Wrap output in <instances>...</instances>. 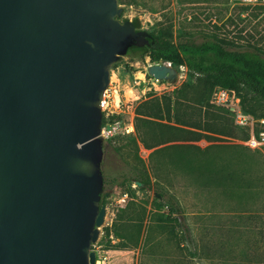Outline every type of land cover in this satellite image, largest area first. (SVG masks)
Here are the masks:
<instances>
[{
    "label": "water",
    "instance_id": "obj_1",
    "mask_svg": "<svg viewBox=\"0 0 264 264\" xmlns=\"http://www.w3.org/2000/svg\"><path fill=\"white\" fill-rule=\"evenodd\" d=\"M122 11L119 0H0V264L96 263L101 101L114 64L152 39ZM148 72L178 79L166 63Z\"/></svg>",
    "mask_w": 264,
    "mask_h": 264
},
{
    "label": "rangeland",
    "instance_id": "obj_2",
    "mask_svg": "<svg viewBox=\"0 0 264 264\" xmlns=\"http://www.w3.org/2000/svg\"><path fill=\"white\" fill-rule=\"evenodd\" d=\"M119 3L123 7L120 20L137 19L139 29L158 34L178 46L223 38L241 49L253 50L256 46L264 49V5L245 4L241 0ZM151 64L154 62L149 57L128 51L111 69L113 85L125 99H133L135 107L151 97L169 95L190 80L183 65L175 66L176 82L157 81L149 76ZM185 102L180 106L182 115L199 110L193 101ZM224 123L219 122L220 127ZM177 127L153 123L151 131L144 129L149 137L163 135L166 141L158 146H166L165 150L154 157L151 156L154 148L136 142L137 131L104 141L103 193L108 195L104 199L107 213L103 226L110 227L111 234L104 236L101 226L96 246L109 250L107 264H128V260L129 264H264V146L251 149L243 145L237 141L243 133L233 126L229 134L202 135L184 125ZM149 137L150 143H154ZM140 172L147 173L152 184H161L177 199L192 241L185 237L178 240L170 225L160 226L155 215L158 212L149 213L154 190L141 189L130 181ZM223 176L230 179L224 180ZM124 193L128 195L126 201L121 200ZM130 203L148 210L139 244L127 249H108L109 243L117 245L120 241L114 222L120 209ZM129 216L121 220V231L135 238L140 221ZM176 231L181 235L179 229Z\"/></svg>",
    "mask_w": 264,
    "mask_h": 264
},
{
    "label": "trees",
    "instance_id": "obj_3",
    "mask_svg": "<svg viewBox=\"0 0 264 264\" xmlns=\"http://www.w3.org/2000/svg\"><path fill=\"white\" fill-rule=\"evenodd\" d=\"M125 1L132 2V0ZM151 34L152 39H149L148 44L132 46L128 51H136L142 57H149L151 62L165 60L171 61L174 67L184 65L187 67L190 77V80L184 81L169 95L151 97L136 107L137 137L135 140L143 142L148 148H154L151 152L152 157L166 148V146L158 147L166 142L162 138L163 135L153 134L151 137L146 135L147 131L144 129L148 128V131H151L150 127L153 123L171 129L178 128V125H184L194 130L193 132L197 135H202L203 132L229 134L230 126L238 128L234 125L228 110L210 103L213 89L217 85L235 89L241 96L242 106L247 112L256 117L264 116V49L257 46L253 50L241 49L223 38L207 39L198 44L178 46L160 38L158 34L152 32ZM185 101H193L199 110L197 112L190 110L187 115H182L180 106H183ZM228 120L229 123H227ZM221 121H225V123L220 127L219 122ZM240 130L243 133L240 138L248 137L245 130ZM148 137L154 140V143H150ZM223 179L230 178L223 176ZM130 181L131 183H140L138 185L141 189L154 190L155 198L149 213L158 212L155 215L158 217L157 221L160 222V226L168 224L178 240L185 237L192 241L183 208L174 196L168 194L161 184L157 182L152 184L151 177L145 172L138 173ZM106 196L107 193H103L101 205H105ZM147 212L146 207L136 203L127 204L126 207L120 209L114 222V225H118L117 233L120 241L117 245L109 243L107 248L127 249L130 246H138L143 220ZM127 214L130 218L140 221L135 238H129L121 231V220ZM149 227L144 230L148 231ZM176 229H179L181 235L177 233ZM103 231L104 236H110V227L103 226Z\"/></svg>",
    "mask_w": 264,
    "mask_h": 264
},
{
    "label": "built area",
    "instance_id": "obj_4",
    "mask_svg": "<svg viewBox=\"0 0 264 264\" xmlns=\"http://www.w3.org/2000/svg\"><path fill=\"white\" fill-rule=\"evenodd\" d=\"M241 1L245 4L264 5V0ZM154 63H166L173 66L171 61L161 60ZM210 103L228 110L232 116L234 125L248 133V137L237 139V141L251 149H260L264 146V116L256 117L247 112L242 106L241 96L235 89L221 85L215 86ZM101 108L103 121L99 136L104 141L135 132L134 118L136 107L134 100L131 98L125 99V95H122L119 88L113 85L112 74L110 84L105 90L101 101ZM127 196V193H124L121 200L126 201ZM97 243L93 244V249L97 253L95 264H107L108 250L97 248Z\"/></svg>",
    "mask_w": 264,
    "mask_h": 264
},
{
    "label": "crops",
    "instance_id": "obj_5",
    "mask_svg": "<svg viewBox=\"0 0 264 264\" xmlns=\"http://www.w3.org/2000/svg\"><path fill=\"white\" fill-rule=\"evenodd\" d=\"M135 131H136V129H135ZM134 133H135V132H134ZM110 251H112V250H110ZM108 252H109V250H108ZM127 262H128V264L130 263V261H129V260H128Z\"/></svg>",
    "mask_w": 264,
    "mask_h": 264
}]
</instances>
